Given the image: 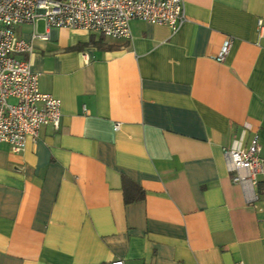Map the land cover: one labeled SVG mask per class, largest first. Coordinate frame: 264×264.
I'll use <instances>...</instances> for the list:
<instances>
[{
    "label": "crops",
    "instance_id": "obj_1",
    "mask_svg": "<svg viewBox=\"0 0 264 264\" xmlns=\"http://www.w3.org/2000/svg\"><path fill=\"white\" fill-rule=\"evenodd\" d=\"M182 1L129 41L15 26L60 118L0 143V264H264V0ZM253 133L262 171L233 183L222 152Z\"/></svg>",
    "mask_w": 264,
    "mask_h": 264
},
{
    "label": "built area",
    "instance_id": "obj_2",
    "mask_svg": "<svg viewBox=\"0 0 264 264\" xmlns=\"http://www.w3.org/2000/svg\"><path fill=\"white\" fill-rule=\"evenodd\" d=\"M38 20L44 22L46 32L66 28L129 41L132 20L165 25L176 32L186 17L182 0H0V143H6L12 153L23 150L26 137L37 138L41 127L57 129L59 125L60 101L38 90L37 75L30 71L27 60L17 57L30 54L31 46L16 36L15 26L34 25ZM257 25L264 30L261 21ZM33 37L45 35L34 33ZM230 44V39L224 42L215 58L217 62L224 60ZM258 152L256 133L245 148L223 150L233 183L256 184L262 171ZM105 264L124 262L116 259Z\"/></svg>",
    "mask_w": 264,
    "mask_h": 264
},
{
    "label": "trees",
    "instance_id": "obj_3",
    "mask_svg": "<svg viewBox=\"0 0 264 264\" xmlns=\"http://www.w3.org/2000/svg\"><path fill=\"white\" fill-rule=\"evenodd\" d=\"M129 183L126 181V180H123L122 182V186H123V189H126V186L128 185ZM130 199H128L127 197H125V201L128 202Z\"/></svg>",
    "mask_w": 264,
    "mask_h": 264
}]
</instances>
